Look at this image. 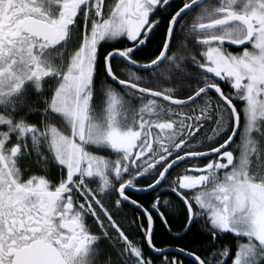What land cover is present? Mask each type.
Here are the masks:
<instances>
[{"label":"snow or ice","instance_id":"snow-or-ice-1","mask_svg":"<svg viewBox=\"0 0 264 264\" xmlns=\"http://www.w3.org/2000/svg\"><path fill=\"white\" fill-rule=\"evenodd\" d=\"M0 264H264V0H0Z\"/></svg>","mask_w":264,"mask_h":264},{"label":"flooded vegetation","instance_id":"flooded-vegetation-1","mask_svg":"<svg viewBox=\"0 0 264 264\" xmlns=\"http://www.w3.org/2000/svg\"><path fill=\"white\" fill-rule=\"evenodd\" d=\"M161 239H163V237H161Z\"/></svg>","mask_w":264,"mask_h":264}]
</instances>
